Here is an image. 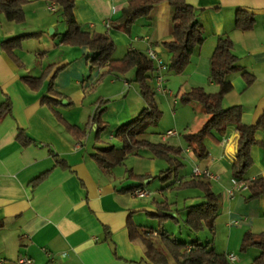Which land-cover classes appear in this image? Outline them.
Listing matches in <instances>:
<instances>
[{"label":"crops","instance_id":"obj_1","mask_svg":"<svg viewBox=\"0 0 264 264\" xmlns=\"http://www.w3.org/2000/svg\"><path fill=\"white\" fill-rule=\"evenodd\" d=\"M128 1L75 0L74 17L87 31L107 34L116 46V59L122 58L131 50L147 53L151 48L167 61L168 53L161 44L172 38L173 8L167 3L157 5L147 17L137 19L130 32L126 33L111 26L108 21L117 18ZM187 2L200 9L199 19L205 40L199 51L191 57L183 74L164 72L166 87L170 79L178 95L192 88L216 92L217 87L210 78V57L219 37L228 36L234 43V52L240 65L253 74L255 80L246 87L239 73L230 75L233 89L224 96L223 105L241 106L243 123L255 124L264 114V0ZM47 6L45 0H34L26 4L25 23L30 21L29 28L22 26L20 30L12 26L13 22L0 16V107L7 100L11 103L10 113L0 117V264H18L23 256L30 257L33 264H146L144 248L130 240L127 230L129 219L139 225L135 220L137 212L145 211L149 215L155 211V207L140 201V198L147 197H135L131 191L126 190L138 185V181L126 176L118 177L115 171L117 167L105 172L98 166L93 158L97 146L95 138L92 148H89L83 143L85 138H74L59 122L53 109L42 103L43 97L48 95V81H45L39 91H32L22 80L23 76H39L45 69L32 71L30 56L42 60L56 46L53 35L49 36L45 31L51 28L53 34H61L66 30V24L60 26L55 15L47 14ZM239 10L253 14L255 25L252 29H237L236 15ZM56 13L63 20L61 14L58 11ZM35 32H40L39 37L24 41L22 48L16 50L23 64L20 67L2 49L1 42ZM78 54L84 56L86 64L90 62L91 53L87 47H79ZM51 64L65 66L57 74L54 85V90L63 95V88L70 81L79 84L81 76L87 73L85 70L79 74L71 69L70 62L64 55L54 58L48 65ZM89 68L90 72L96 71L98 75L107 69ZM119 76L124 79L125 89H129L134 74L131 72L114 77ZM88 80V88H91L96 81L91 75H87L82 82ZM151 84L154 88V76ZM172 94L173 96L163 95V99L166 98V103L175 111L177 97L173 92ZM64 96L63 99L68 97ZM140 98L142 99L141 96ZM69 104L70 102L66 103ZM60 105L54 109L61 113ZM144 105V101L141 102L140 108ZM187 106H191L200 115L194 122L187 121V131L184 134L198 131L208 119L202 108H198L200 106ZM108 109L107 104L103 115L106 122L108 121L104 117ZM185 109L182 108L180 112L189 111ZM173 115L175 116V112ZM132 117L131 110L125 112L114 130ZM176 126V120H173L171 128L168 127L166 132ZM20 131L35 143L23 146L17 139ZM165 133H159L158 141L183 149V161L192 168L190 178L194 176L196 167L208 170L213 176L210 180L219 198V215L212 235V246L228 257L233 255L234 264H251L259 253L258 249L252 247L241 251L240 245L246 232L264 231V195L248 200V189L234 186L232 182L235 178L232 164L238 154V131L230 126L219 140L208 138V155L203 158L197 157L188 147L185 138L171 136L163 140ZM151 134L149 138L153 140ZM110 136L113 138V133ZM255 137L257 144L252 148L253 166L246 177L264 179V129L258 130ZM50 150L63 160L65 167L56 164ZM149 158L154 159L151 155ZM46 172L48 174L42 182L35 186L29 184L32 179ZM156 172L158 171L153 162L137 174L154 177ZM196 194L197 192L192 193L190 202L194 201L192 198Z\"/></svg>","mask_w":264,"mask_h":264},{"label":"trees","instance_id":"obj_2","mask_svg":"<svg viewBox=\"0 0 264 264\" xmlns=\"http://www.w3.org/2000/svg\"><path fill=\"white\" fill-rule=\"evenodd\" d=\"M34 0H0V16L6 21L21 24L25 20L24 6ZM55 4L66 24V30L59 34L58 41L61 44L75 47H87L91 67L107 69L100 75L114 76L133 73V82L144 101V107L134 117L119 125L113 132V138L120 146L106 145L96 146L93 154L98 166L105 172L121 166L129 155H139L140 150L145 149L152 157L163 159L169 165L156 176L137 174L133 170H127V178L138 181V185L126 189L133 191L137 187H145V182L158 178L162 183L168 182L167 189H195L194 201L185 205L186 211L183 223L187 229L198 234L207 229L212 236L215 222L219 215V198L213 190V183L204 176H192L188 180L177 179V172L184 165L183 149L179 146L169 145L167 142L153 141L149 138V129L158 125L163 112L158 106L157 91L153 88L151 80L155 72V63L141 50L128 51L122 58H114L116 46L113 40L104 33L89 32L79 25L74 17L73 9L75 0H45ZM167 3L173 8L172 38L162 42L164 50L168 53L166 71L175 74H183L190 64L191 57L195 55L205 35L199 19L200 9L187 0H129L121 9V14L110 19L108 23L129 33L137 19L147 17L159 4ZM255 20L252 13L239 10L236 15V27L241 31L252 29ZM40 32L17 36L1 42L2 49L20 67L22 62L16 54V50L22 48L24 41L39 37ZM65 66L57 67L56 64L48 65L39 76H23L25 85L32 91H39L45 81H48V95L44 96L42 103L53 109L59 122L76 139H84L88 128H94L95 141L101 142V134L107 129L108 122L103 120L110 100L98 99L94 114L84 127L68 123L60 112L54 107L61 104L63 94L54 90L57 74ZM165 71V72H166ZM239 73L249 87L253 84L255 76L246 71L239 63V58L234 52V43L228 36H221L210 57V78L217 87L216 92H208L205 88H192L188 92L178 95L183 104H199L208 119L203 126L194 133L184 134L188 147L199 158L208 155L206 140L213 138L219 140L228 127L233 126L239 133L238 154L232 164V174L238 181L243 182L250 195L248 200L264 195V179L256 177L248 179L247 172L253 166L252 148L257 144L255 134L264 129V114L255 124H245L242 121V107L235 105L225 107L224 96L232 91L233 84L230 75ZM100 78V79H101ZM176 95V97H177ZM11 103L7 100L0 107V117L9 114ZM17 139L23 146L35 143L31 138L20 131ZM57 165L66 166L63 160L50 150ZM48 172L32 179L29 184L35 186L42 182ZM150 179V180H149ZM170 182V183H169ZM155 211L149 215L159 222V230L146 229L134 224L130 219L127 222V230L131 241L140 240L144 246V261L146 264H234L224 253H220L212 246V240L202 242L199 237L190 243L178 241L167 231L163 230L164 224L173 220L178 222L179 209L176 203L157 201ZM174 213V215H173ZM157 240V241H156ZM257 248L259 253L253 258L251 264H264V231L259 233L246 232L242 238L240 250Z\"/></svg>","mask_w":264,"mask_h":264},{"label":"rangeland","instance_id":"obj_3","mask_svg":"<svg viewBox=\"0 0 264 264\" xmlns=\"http://www.w3.org/2000/svg\"><path fill=\"white\" fill-rule=\"evenodd\" d=\"M47 14L50 16L56 17L59 21L60 26H63L65 23L60 18L59 14L51 13L47 11ZM26 15L25 20L21 24L12 23L16 29L20 30L22 26L24 28H29V22L26 24ZM26 24V25H25ZM54 31V30H53ZM49 36L54 37V42L56 46L52 49V51L48 52L44 55L43 59L40 60L39 58L34 59L33 55L30 56V65L32 71H39L41 68L44 69L47 65L53 62L54 58L60 57V55H64V57L68 58V62H70L71 69H75L79 74L81 72L87 71L84 75H91L92 79L96 81L91 88L90 80L83 81V78L86 76H81V82L78 84L75 81H70L64 88V95L68 96L62 99V105H60V110L65 119H68L71 123H78L81 126H86L89 122V118L94 114L96 109V102L98 99L103 100H110L108 103L109 109L105 114V119L108 121L107 129L101 134V142H99L98 146H106V145H116L120 146V143L112 138L114 128L122 121L121 118L124 117L125 112L127 113L129 110L132 111L133 116H136L142 108H140V103L143 102L139 96L137 91V86L135 82L130 83V88L125 89L123 85L124 79L119 76V78L114 77L111 74H105L102 78L95 73L90 72V62L86 64L84 56L82 54H78L79 47L61 44L58 41L59 33H54L51 31V28L45 31ZM44 52V49H42ZM54 57V58H53ZM115 57V55H114ZM30 69V66H29ZM101 78V79H100ZM168 80V79H167ZM168 82V81H167ZM173 82L170 81L167 83V88L170 89L174 94V87L172 86ZM174 85V84H173ZM88 88V89H87ZM177 95V94H176ZM64 96V97H65ZM163 94L157 92V102L159 108L162 110L163 115L161 120L159 121L158 125L155 127H151L148 131L149 134L153 137V141H158L159 133L163 134L166 132L168 127L172 125L173 120H176V127L172 128L178 133V136H173L171 138H184L183 134L187 131L186 123L190 120V122H194L199 119V113H195L192 110L191 106H187V104L181 103L179 97L177 96V106L176 110L172 111L171 106L166 103V98L163 99ZM67 102H70L69 105H66ZM168 104V105H167ZM200 106L199 104H195ZM182 108H186L185 110H189L186 112H180ZM201 108V107H198ZM175 112V116L173 113ZM118 123V124H117ZM171 128V127H170ZM158 137V138H157ZM95 138V130L94 128H88L87 134L83 141L89 148H92L94 144ZM154 158L153 160L149 158V153L147 150L142 149L140 150L139 155H129L125 160V163L121 166H118L115 171L116 175L119 177L126 176L127 177V170L134 169L135 173L140 172L141 169L144 167L152 165L154 162L155 167L158 172L156 175L161 171L165 170L169 167L167 162L163 159ZM160 170V171H159ZM192 172V168L189 166L188 163L184 162V165L178 169L177 172V179L181 180H188L190 178V174ZM150 180V179H149ZM170 183V182H169ZM167 183H162L158 178L151 179L149 183L145 185V187L151 191L152 195L147 198H140V201L143 203H149L150 207H155L154 202L152 199H156L157 201H164L168 199L169 202L176 203V207L179 209L178 212V222L173 220H169L164 224L163 230L170 233L174 236L178 241L183 243H190L192 241L199 239L202 242H206L207 239L209 241L212 240V236L210 235L209 231L205 229L204 231L194 234L191 233L187 227H185L183 223V219L185 218L186 211L182 210L185 205L190 204V196L193 192H196L195 189H167ZM137 216L135 220L139 225L143 226L146 229H154L159 230V222L157 219L149 216L147 212L141 211L136 213ZM174 215V213H173ZM157 241V240H156ZM135 245H140L144 248L140 240H136L133 242ZM170 264H174L171 262Z\"/></svg>","mask_w":264,"mask_h":264},{"label":"built area","instance_id":"obj_4","mask_svg":"<svg viewBox=\"0 0 264 264\" xmlns=\"http://www.w3.org/2000/svg\"><path fill=\"white\" fill-rule=\"evenodd\" d=\"M50 12H55L57 6L53 3L47 6ZM148 57L155 63V90L165 96H173L172 92L166 87V80L164 72L166 71V62L153 50H147ZM174 104H176V100H174ZM178 133L175 130L167 131L163 136L162 139L165 140L171 136H175ZM194 176H204L206 178L212 179L213 176L208 170H200L199 168H194ZM234 186L237 187H245L243 182L238 181L236 178L232 179ZM132 195L135 197H149L152 195L151 191L148 190L146 187H137L132 191ZM230 260H234V256H229ZM18 264H33L32 259L27 256H23L18 260Z\"/></svg>","mask_w":264,"mask_h":264},{"label":"water","instance_id":"obj_5","mask_svg":"<svg viewBox=\"0 0 264 264\" xmlns=\"http://www.w3.org/2000/svg\"><path fill=\"white\" fill-rule=\"evenodd\" d=\"M145 184H147V181L145 182Z\"/></svg>","mask_w":264,"mask_h":264}]
</instances>
